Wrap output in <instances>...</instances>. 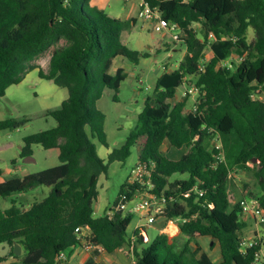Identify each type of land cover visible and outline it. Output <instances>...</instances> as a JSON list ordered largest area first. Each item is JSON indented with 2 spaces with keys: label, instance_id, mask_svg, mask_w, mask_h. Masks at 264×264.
<instances>
[{
  "label": "trees",
  "instance_id": "trees-1",
  "mask_svg": "<svg viewBox=\"0 0 264 264\" xmlns=\"http://www.w3.org/2000/svg\"><path fill=\"white\" fill-rule=\"evenodd\" d=\"M94 1L0 0V98L34 70L40 79L68 90L59 108L45 112L56 126L24 137L20 153L22 158L32 156L34 145L58 148L60 165L0 184L2 198L50 189L26 210L13 199L11 207L0 212V245L9 244L7 256L22 264H60L61 252L83 244L76 230L88 228L90 244L108 253L130 249L127 229L134 215L95 216L94 202L99 178L107 174L109 164L125 162L138 146L137 164H153L152 192L166 200L158 218L181 221L180 235L186 240L179 245L166 234L146 243L138 240L147 245L135 252L134 264H216L195 237L217 242L222 257L217 264H256L260 244L243 252L247 224L239 201L232 203L230 197L235 172L244 171L258 187L250 196L264 207V0H144L179 26L186 54L177 69L157 78L135 128L111 151L107 163L93 142L109 148L106 116L98 101L107 88L118 92L127 78L123 68L110 73L117 58L138 64L147 55L123 42V33L136 19L113 18ZM196 24L203 38L193 28ZM250 28L254 36L249 42ZM211 33L215 40L208 44ZM52 47L44 70L36 61ZM207 47L211 59L201 66ZM233 54L246 59L234 69L219 67ZM184 84L199 89L194 113L186 114V102L177 101V90ZM25 123L27 119L0 121V132ZM217 136L221 151L212 145ZM183 148L185 156H170L171 150ZM220 152L223 161L217 159ZM175 175L187 177L172 179ZM128 188L125 183L120 191L128 200L143 190L139 184ZM15 243L23 250L18 257ZM7 256L0 257V263Z\"/></svg>",
  "mask_w": 264,
  "mask_h": 264
},
{
  "label": "rangeland",
  "instance_id": "rangeland-1",
  "mask_svg": "<svg viewBox=\"0 0 264 264\" xmlns=\"http://www.w3.org/2000/svg\"><path fill=\"white\" fill-rule=\"evenodd\" d=\"M142 2L143 0H106L105 11L111 17L124 21L137 19L136 25L131 30L124 32L123 42L130 49L147 55L141 57L138 64L122 57L117 58L111 67L110 73L113 75L118 68H123L127 78L121 84L118 92L107 88L98 101V109L106 116L104 129L109 148L102 146L97 140H93V142L97 146L99 156L106 163L111 151L121 147L130 132L135 128L138 115L144 109L147 97L153 94L157 78L165 72L175 70L178 67L176 65L181 62L186 54L183 42H175L172 35L167 32H156L153 22L139 17ZM193 28L199 32L201 38L204 37L201 25L196 24ZM253 36V30L250 28L247 34L249 42L252 41ZM50 56L51 53L48 52L36 63L46 69L49 65ZM204 56L201 66H204L211 59V51L208 47L204 51ZM187 88L186 85H182L177 90V101L184 100L186 102L185 113L193 109L198 98L196 95L193 97L184 96ZM67 98V89L56 86L52 81L40 79L37 70L28 73L21 84L11 86L6 95L0 98V121L27 119V123L17 130L0 132V170L3 175L9 174L10 170H15V164L27 168L31 173L41 172L60 165L57 150H45L40 145H34L32 147L33 156L22 158L20 153L24 137L56 126V121L45 116V112L49 109L59 108ZM180 98L182 99L180 100ZM260 99H264V95ZM212 145H214V141ZM170 156L177 158V155H173V153ZM180 156L185 155L180 154ZM138 157L139 148L135 146L132 148L131 156L125 162L109 164L107 174L100 176L98 182L99 194L94 202L95 216H102L115 206L120 197L122 186L125 183L130 184L128 179L138 162ZM234 176V186L231 187V190L235 191L236 197L231 195L232 203L240 200L241 193L238 187L243 191L250 190L253 193H258L257 183L248 173L237 171ZM186 177L187 175H175L172 179ZM139 201L140 196L136 195L126 203V213L131 212L134 215L127 229V236L132 237L136 226L142 224L146 229V234L152 241L159 235V232L134 212ZM245 238H252V232L249 229L245 231ZM193 241L196 242L195 239ZM184 242V238L178 240L179 245ZM198 242L200 243V241ZM140 245L139 252L147 244ZM218 250L220 254L219 246ZM215 251H209L213 260L216 256Z\"/></svg>",
  "mask_w": 264,
  "mask_h": 264
},
{
  "label": "crops",
  "instance_id": "crops-1",
  "mask_svg": "<svg viewBox=\"0 0 264 264\" xmlns=\"http://www.w3.org/2000/svg\"><path fill=\"white\" fill-rule=\"evenodd\" d=\"M94 4L96 6H98L99 8L105 10L106 0H95ZM140 9H139V13H140ZM133 19H135V18H133ZM136 23H137V19H136ZM61 44H64V43L62 42ZM53 49H54V47H52L48 52L51 53V51ZM174 51H175V49H174ZM178 64L176 66H178ZM44 70H47V68ZM181 99L182 98H180V100ZM51 150L52 151L57 150L58 156H59V149L58 148L51 149ZM171 153H173V155H177L176 159H179V158H181L180 154L186 155L187 149L183 148L180 151L171 150L169 154H171ZM14 168H15V170H10L9 174H5V175H3V173L0 170V184L6 182L8 180H12V179H16V178L23 179L26 175L32 174L25 167H20V166H17L15 164ZM18 173H20V174H18ZM236 173H237V171L235 172V174ZM233 186H234V184H233ZM238 188H239V191L241 193V195L239 196L240 200L245 198V197H249L253 193L250 190L243 191L240 189V187H238ZM49 192H50L49 188H37V189L31 190L27 193L13 194L9 198L0 197V212L9 209L11 207L13 199L16 200L18 206H20L22 209L26 210V209L30 208V206L33 203L43 200L49 194ZM231 195L233 197H236L235 191L232 190ZM124 214H126V213H124ZM141 218L146 220L143 216H141ZM243 220L247 224V228L244 230V241L247 244L255 243V242L257 244L258 243L260 244V251L258 254L256 264H264V222L258 221L255 218L248 216V215H244ZM180 223H181V221H179V220L168 221L164 218H156V221L153 224H151V226H153L159 232V235L160 234H166L171 239H177V240L180 239L181 240V238L182 239L184 238L186 240L185 237H182L180 235V231H179V224ZM247 229H249L250 232H252V238H249V239L245 238V231ZM141 232H143L148 237V235L146 234V229L144 228V225H142V224H138L136 226L134 232H133V236L129 237V239L131 240V243L132 242L135 243V249L132 252L130 251V249H119L113 253H108L106 251L100 252L98 250H93V249L87 248L86 246L81 244V245H78L76 247H72L71 249H69L66 252L67 258L65 260H61L60 264H86L89 260H93L95 264H134L135 252L136 251L139 252V247L141 246L140 245L141 243L138 242V240L141 241V239H142ZM83 234H85V233H83ZM194 239H195L196 243H198L204 249V251L208 254L210 259L214 263L217 264V263H220L222 261L221 253L220 254L218 253V251H219L218 246L219 245L217 244V242L213 241L211 238H208V237H195ZM148 241H150L149 237H148ZM198 241H200V243ZM193 246H194V243H193ZM213 250H216L215 251V255H216L215 260H213L211 254H209V251L213 252ZM22 254H23V250H22ZM0 264H22V262H21V260H17L15 258H11V257L7 256L6 260Z\"/></svg>",
  "mask_w": 264,
  "mask_h": 264
},
{
  "label": "built area",
  "instance_id": "built-area-1",
  "mask_svg": "<svg viewBox=\"0 0 264 264\" xmlns=\"http://www.w3.org/2000/svg\"><path fill=\"white\" fill-rule=\"evenodd\" d=\"M140 13L139 17L148 20L154 23V29L156 32H167L168 34L172 35L175 42H183L182 32L179 28V26L176 23H172L165 18L162 17V14L159 12L158 9H153L148 3H146L144 0L140 6ZM215 40V36L211 33L208 35V44H211L212 41ZM246 59L245 55L239 56L236 54L231 55L228 59L222 61L219 63V67L221 68H227V69H234L236 64L242 63ZM237 65V66H238ZM203 67H201L202 69ZM188 88L184 93V96H198L195 106L191 111H189L186 114H189L190 112H196L197 111V105L199 103V89L195 85L188 86ZM215 149L220 150L222 149V144L220 141L219 136H217L214 139V145ZM217 159L219 161L224 160V155L222 152L219 153L217 156ZM249 166H253L252 164H248ZM154 166L153 164H146V163H138L135 165V167L132 170V173L130 175V178L128 179L130 184H127L129 186V190H132V186L139 184L141 187H143V190H137L135 191L134 195L132 196L131 200L134 196L139 195L140 201L138 205L136 206L134 212L143 216L148 224H153L156 221V218H158V215L162 214L165 205L166 200L158 198L153 192V184L151 183L150 176L152 173ZM196 189V188H195ZM200 195H202L200 193ZM171 201L174 199L172 197L169 198ZM127 193H123L120 195L118 202L116 205L109 210L106 214L109 217H113L116 213H126V203L129 202ZM240 208L242 209V213L244 215L251 216L255 218L258 221L264 222V207L260 204L259 200L254 196H249L241 199L239 201ZM131 213V212H130ZM127 214V213H126ZM132 214V213H131ZM77 234L79 235V238L82 239L83 245L87 248L98 250L100 252L105 251L101 246H96L93 244H90L87 242V237L89 236V229L88 228H79L76 230ZM85 233V234H83ZM141 241L146 243L148 242V237L141 232ZM136 242V241H135ZM257 243H250L247 244L245 241L243 242V252H245L247 247H252L253 245H256ZM135 249V243H131L130 251L132 252ZM67 258L66 252H61L58 256V260H65ZM258 258V255H257Z\"/></svg>",
  "mask_w": 264,
  "mask_h": 264
},
{
  "label": "water",
  "instance_id": "water-1",
  "mask_svg": "<svg viewBox=\"0 0 264 264\" xmlns=\"http://www.w3.org/2000/svg\"><path fill=\"white\" fill-rule=\"evenodd\" d=\"M89 232L91 233V231L89 230ZM9 250H10V245L7 244V243H3L0 245V257H5L8 255L9 253ZM14 255L15 256H20L22 254V248L19 244L15 243L14 244Z\"/></svg>",
  "mask_w": 264,
  "mask_h": 264
}]
</instances>
